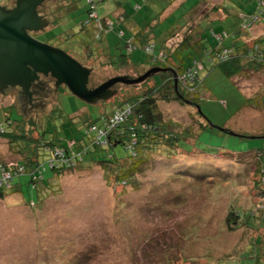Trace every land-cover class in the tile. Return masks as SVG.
Wrapping results in <instances>:
<instances>
[{
	"label": "rangeland",
	"instance_id": "1",
	"mask_svg": "<svg viewBox=\"0 0 264 264\" xmlns=\"http://www.w3.org/2000/svg\"><path fill=\"white\" fill-rule=\"evenodd\" d=\"M119 1L130 13V20L154 18L161 9L159 0ZM62 3L44 0L38 6L37 12L50 26L47 31L32 35L64 50L90 69L89 88L114 77L139 78L153 67H162L158 64L165 61L160 60L150 67L140 51L133 53L138 62L128 58L117 66L102 44L115 57L120 52L126 54L127 49L120 48L114 36L95 39L91 29L82 32L78 28L66 40L62 31L72 23L77 25L78 20L70 14L62 16ZM78 3L82 5L84 0ZM138 3L142 5L139 11ZM251 6V0H172L160 14L170 17L160 21L152 35L160 39L170 20H183L176 32L181 37L205 14L211 19L230 14L236 20L238 15L244 21L243 12L252 13ZM119 10L116 0L98 3L101 17L117 18ZM253 16L255 21L247 16L252 21L248 27L241 26L247 32L246 42L252 46L264 35V14ZM61 22L65 23L57 26ZM221 26L229 31L228 26ZM219 27L215 25L214 29L219 31ZM86 45L100 50L89 55ZM204 64L199 106L205 118L199 115L195 104L175 99L159 101L165 120L171 123L170 129L175 133L190 132L191 136H182L193 146V152L184 153L180 147L171 148V152L166 146L157 147L141 164L142 168L138 166L131 184L119 182L116 174L98 162H87L56 178L53 190L45 191L41 206L27 204L32 198L38 200L37 191L27 186L28 176L15 178L13 190L0 199V264H264V176L256 173L260 164L256 151L264 149V69L249 68L230 79L210 61L204 60ZM154 77L160 76L153 73L133 84L118 82L111 86L110 90L115 91L107 98L88 103L66 85L56 86V79L50 75V91L32 110H27L26 94L21 90L0 91V122L10 112L12 119L24 115L26 120L37 119L40 127L46 122L48 127L59 129L61 112L71 116L86 113L93 118L116 109L131 112L133 104L129 98L153 87ZM178 81L177 78L175 85ZM249 97L255 100L253 105L248 104ZM207 119L235 135L211 126L200 132ZM14 146L0 137V157L8 165L16 162L24 166L20 162L24 154L19 156ZM23 146L20 144L19 148ZM116 151L128 155L122 147ZM118 158L122 169L135 162L128 157ZM45 176L50 181L55 178L50 171ZM232 211L240 216L234 227L227 219ZM258 236L262 238L255 242Z\"/></svg>",
	"mask_w": 264,
	"mask_h": 264
},
{
	"label": "trees",
	"instance_id": "2",
	"mask_svg": "<svg viewBox=\"0 0 264 264\" xmlns=\"http://www.w3.org/2000/svg\"><path fill=\"white\" fill-rule=\"evenodd\" d=\"M73 1L77 2L78 0ZM101 1L103 0H94L98 15L97 17L90 18L91 5L88 0H84L87 7V16L82 23L83 29H85V26H94V29H91L93 30L92 34L95 39L97 38L99 40L102 39V36H104L103 34L115 32V30H117L116 25L120 21V23H123L126 20L124 14L114 19L104 16L101 17L98 11V3ZM158 2H160L159 7H161V9L154 18L145 19L147 24L144 28L145 30L143 29L135 33L132 32L129 35H127L123 29H118L117 32H115L119 39V44H122V49H127V53L124 54L120 52L117 57L112 55V58L115 59L113 62H115L117 66L127 61L128 58H132L133 61L136 62L137 60L133 53L134 51H140L146 55L144 56V62L150 64L149 66L152 67L157 61L153 59L152 53L162 51L165 54V62L163 64L159 63L158 65L162 67L166 66L165 68H169L170 70L167 71L170 72L160 71L156 73L159 74L160 77H154L153 87L147 89L141 95H132L129 98L128 102L133 104V110L125 120L121 121L113 129H108V131H111L107 134V145L104 144L99 146L94 144L97 131H92L91 129L93 127L106 128L108 124H111L112 116L117 110L108 114L102 112L98 118H93L91 115L88 116L86 113H79L80 115L76 114L71 116L64 115L61 112L59 118L63 120L61 121L62 124L59 129L56 127H48L46 122L44 127H40L37 119L28 118L26 120L24 115H21V118L12 119L11 113L8 112L7 118L4 121L6 124L0 122V126H3V130L0 129V137L10 142L12 146L13 144L15 145L14 147L17 148L15 151L19 153V156L24 154L23 161H20L24 164V170L22 172L17 169L13 170L14 176L11 187L0 185V199H4L7 195L6 193L13 190L15 178L26 175L28 176L27 186L37 191L38 198V200L33 198L27 200V204L33 207L41 206L46 198L45 191L48 189L53 190L52 184L56 178L61 177L67 171L82 168L87 162H98L104 168H107V171L116 174V178L119 182L131 184L135 182L136 172L139 170L138 166L148 159L151 152H156L159 148L162 149L164 146H166L168 151H170L171 148L172 151L173 148L176 147L177 149H179V147L183 148L184 153H191L194 151L193 146L189 145L184 136H182H191L190 132L178 131L175 133L171 130L169 127L171 123L165 120L159 105L160 99H175L181 103H190L195 104L197 107L199 106V99H202L199 91L202 83V72H199L196 81L192 84L181 79V76L185 72L190 68L194 69L196 67L194 66V62H201L204 64V60L210 61L230 79L244 73L249 68L258 70L264 69V37L256 39L254 46L248 44L246 40L243 41L241 45H238L236 42L231 43L228 41L231 38L235 39L243 33L247 34V32L241 28V24L233 32H228L225 29L216 31L213 25L217 23V20L209 18L207 14H205L204 18L197 22L196 25L185 30L182 36L180 34L181 37L177 36L176 32L177 29L184 24L182 23L183 20H170L169 27L165 30L164 36L157 39V37L152 35L153 30L156 29L160 21L170 17V14L166 17H161L160 14L162 11H166L172 4V0H159ZM138 5L139 8H137V10L139 11L142 5L139 3ZM258 6L259 0H256L253 12L248 15L257 12ZM128 15L129 14H127V16ZM109 21L113 22L111 28L106 26ZM58 22V20L55 21V24ZM83 29L81 28L80 31L84 32ZM224 33H226V35H224ZM217 35L219 37H217ZM211 37L213 38L212 40L210 39ZM128 40L133 41L137 48L136 50H129L127 48ZM256 46H258V49H255ZM87 48L90 51V53H88L89 55H93L95 51L100 50L99 47L94 48L92 45H88ZM147 48L150 49L148 50ZM227 49L232 50L231 53H233L221 60L220 56H222L223 52ZM166 62L167 65H165ZM173 71L179 79L177 85H175L176 80ZM254 101L253 98H248L249 105H253ZM12 107L16 108L14 105ZM199 115L204 118L206 117L202 113H199ZM52 118L47 117L48 120ZM210 126L213 128L207 119V122L203 124L202 128L200 127V132L203 128ZM228 131L230 132L231 130L227 129L224 132L229 134ZM198 135L199 133L196 134L197 140L199 137ZM72 142L73 145L70 146ZM195 142L197 146L198 141ZM20 144H24V146L19 148ZM120 147L126 150L128 155L122 152L118 153L116 150ZM157 147L159 148L157 149ZM58 150H62L67 157L71 158V165H67L66 163L61 164V161L57 160L62 158L59 155L53 157ZM112 151L115 153H112ZM256 152L259 153L258 159L260 163L256 173L264 176V149H258ZM71 153L74 154L73 157ZM87 156H89L88 161H86ZM118 157H128V159H134L135 162L128 165L127 168L122 169L123 165L119 163L121 160ZM52 158L55 159L54 166H51L48 161L49 159L53 160ZM5 162L6 161L2 160L0 157V178L3 176V171L1 169ZM48 171L52 172L55 176L52 181L46 179L45 173ZM227 219L229 220L230 226L234 227V225L239 222L240 216L232 211ZM246 223L252 225L249 221H246ZM261 238V236H258L255 242H258Z\"/></svg>",
	"mask_w": 264,
	"mask_h": 264
},
{
	"label": "water",
	"instance_id": "3",
	"mask_svg": "<svg viewBox=\"0 0 264 264\" xmlns=\"http://www.w3.org/2000/svg\"><path fill=\"white\" fill-rule=\"evenodd\" d=\"M43 1L16 0L12 8L0 4V90L7 86H19L23 93L31 95L32 82L39 78V74H51L57 86L64 84L84 101L94 103L111 95L115 91L110 90L111 86L118 82L133 84L153 73L170 70L156 66L139 78L119 76L96 88H89L90 69L64 50L42 43L29 33L45 25L43 16L37 12ZM175 80L177 82L176 74ZM198 110L202 113L200 106ZM209 123L222 131L227 130L211 121ZM229 133L235 135L232 131Z\"/></svg>",
	"mask_w": 264,
	"mask_h": 264
},
{
	"label": "built area",
	"instance_id": "4",
	"mask_svg": "<svg viewBox=\"0 0 264 264\" xmlns=\"http://www.w3.org/2000/svg\"><path fill=\"white\" fill-rule=\"evenodd\" d=\"M7 0H0V4H4ZM89 4L91 5V11H90V18H93V17H97V11H96V5L94 3V0H88ZM264 14V0H259V6H258V10L257 12L251 14V15H248V18H250L252 16V20L255 21V18L256 16H253L254 14L258 15V14ZM250 16V17H249ZM252 23V21H249L247 20V16L246 18L244 19V21L242 22L241 26L243 27H248L250 24ZM113 26V22L112 21H109L108 24H107V27L111 28ZM224 35H226V33H224ZM217 37H219L217 35ZM127 48L129 50H136V46L134 45L133 41L132 40H128L127 42ZM148 50L150 48H147ZM255 49H258V46L255 47ZM263 49H264V46H263ZM232 50L230 49H227L223 52V55L220 56L221 57V60H223V58H226L228 57L229 55H231ZM152 57L154 60H160V61H164V57H165V54L164 52L162 51H158L156 53H152ZM194 66H196L194 69H189L187 72H185L182 76H181V79H183L184 81L188 82V83H194L198 77V74L200 71H202L203 69V64L201 62H194ZM117 110V111H116ZM112 116V119H111V124H108L106 126V128H97V127H93L91 130L92 131H97V134H96V137H95V140H94V144L96 145H107L108 144V129H113L115 126H117L121 121L125 120L128 115L131 113V112H125L120 110V109H116ZM3 126H0V129H2ZM135 143V142H133ZM73 145V142L70 144V146ZM72 154V153H71ZM59 155L60 157H62L61 159H57V160H60L61 161V164H67V165H71V158L70 157H67L64 152L62 150H58L53 157ZM74 154H72L71 156L73 157ZM53 159V158H52ZM55 159L53 160H49L50 162V165L51 166H54L55 165ZM14 169H17L18 171L22 172L24 170V166L23 165H20L16 162L14 163H11L10 165H8L6 162L3 163V166H2V171H3V176L0 178V185L1 186H6V187H11L12 185V180H13V170Z\"/></svg>",
	"mask_w": 264,
	"mask_h": 264
},
{
	"label": "crops",
	"instance_id": "5",
	"mask_svg": "<svg viewBox=\"0 0 264 264\" xmlns=\"http://www.w3.org/2000/svg\"><path fill=\"white\" fill-rule=\"evenodd\" d=\"M251 1H252V6L250 7V9L252 10L251 12H253V10L255 8V5H256V0H251ZM12 2H13V0H7L4 4H2V6H7L8 8H12V7L15 6L16 0H14V2H13L14 5H12ZM59 2H63L62 4H60V9H63L62 16L66 15V14H70L72 17H74V18H76L78 20V24L77 25H75V24L72 23L71 26L67 25L68 28H65L62 31V32H64V33L67 34V35L65 34L66 40H69V38L71 36H74V34H76V32L79 31L78 28L80 30H81V28L83 29L82 23H83V21L85 20V18L87 16V7L85 5V2H84V4L82 3V5H79L78 1L77 2H74L73 0H59ZM116 3L118 5V8L120 9L117 12V14L118 15H123L124 14L126 16L125 22L120 23L121 22L120 21L116 25V29H123V30H125L126 34L129 35L132 32L133 33L138 32L140 30H143L146 27L147 24H146V22L144 20L145 18L144 19H141V18L140 19L133 18L134 20L133 19H131V20L134 21V22H131V20L129 19L130 18V13H128L127 11H125L123 9L124 8V5L122 4V2L119 1V0H116ZM74 14H76L77 16L75 17ZM127 14H129V15L127 16ZM248 14H250V13L243 12V15L245 17L248 16ZM229 15L226 16L223 19H221V18L215 19V20H217V23L215 25H220L219 30L224 29V28H222L221 25H225V26H228V28H229V31L228 32H233L242 23L243 20L241 19V16H238L237 15L238 20H236V18H233V17H231V15L230 16ZM41 16H43V15H41ZM104 17H107V16H104ZM44 20H45L44 21L45 22V25H43V27H42L43 29L41 28L39 30H34V33H39L41 31H44L45 32V31H47L49 29L50 22L47 21L45 18H44ZM263 22H264V18H263ZM64 23L61 22L57 26H62ZM215 25H213V26L215 27ZM89 29H94V26H87V27L85 26V29H83V31L84 32H87ZM225 30H226V28H225ZM260 30H261V28H260ZM115 32H117V30H115ZM115 32H109L107 34H104V37H107L108 39L111 36L117 37ZM257 32H259V31H257ZM262 37H264V35ZM245 40H246V35L243 33L242 35L238 36L237 38H235V39H232L231 38L228 41H230L231 43L236 42L238 45H241V44H243V41H245ZM120 45H119L120 48H122V44L121 43H120ZM87 46L88 45H86L84 47L87 48ZM103 46H104V49L107 50V55H109V56L112 57V54L108 52L110 50V48L107 45H104V44H103ZM223 104H225V103H223Z\"/></svg>",
	"mask_w": 264,
	"mask_h": 264
},
{
	"label": "flooded vegetation",
	"instance_id": "6",
	"mask_svg": "<svg viewBox=\"0 0 264 264\" xmlns=\"http://www.w3.org/2000/svg\"><path fill=\"white\" fill-rule=\"evenodd\" d=\"M29 33L32 35L34 33V31H32V32L29 31ZM50 75L39 74V78L37 80H35L34 82H32L31 88L29 90L31 95L27 94L25 96V98L27 99V101H26L27 110H32V109L36 108L34 106L38 103H41V101L39 102L38 100L39 99L41 100V97L44 96L45 94H47L48 91H50L48 88V80H47V78L50 77ZM60 85H62V84H60ZM56 86H57V81H56ZM13 88L18 89L19 93H20V90L22 91L21 87H19V86H7L4 90L13 89ZM4 90L2 89L0 91L3 92Z\"/></svg>",
	"mask_w": 264,
	"mask_h": 264
}]
</instances>
